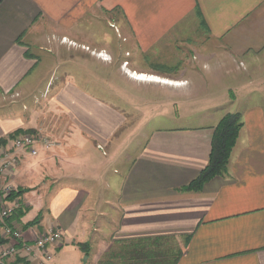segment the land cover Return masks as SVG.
Segmentation results:
<instances>
[{
  "label": "crops",
  "instance_id": "0c3cea01",
  "mask_svg": "<svg viewBox=\"0 0 264 264\" xmlns=\"http://www.w3.org/2000/svg\"><path fill=\"white\" fill-rule=\"evenodd\" d=\"M124 86L224 99L193 127H152L111 176L137 123ZM234 113L226 175L180 192ZM36 131L50 146L17 151L4 178L24 192L10 221L27 240L62 234L46 264H150L170 238L176 264H264V0H0L1 147Z\"/></svg>",
  "mask_w": 264,
  "mask_h": 264
},
{
  "label": "rangeland",
  "instance_id": "374dc122",
  "mask_svg": "<svg viewBox=\"0 0 264 264\" xmlns=\"http://www.w3.org/2000/svg\"><path fill=\"white\" fill-rule=\"evenodd\" d=\"M101 59H106V57L101 55ZM171 70V68H166V71L168 72ZM123 72L128 78H132L133 73L128 74L125 67ZM163 77V79H165L166 77L180 76H178V74L171 76L170 74L169 76L167 75ZM181 77L189 79L188 74ZM122 89L126 91L128 95V102L123 101L122 103L120 101L122 103L121 107L133 116L134 121L137 123L132 124L134 129L132 132H129V136L127 135V137H125L123 145L117 150L118 156L113 162L115 166L112 165L111 168H109L111 176H113L112 173L114 170H116L117 173L124 170L128 164V162L125 161L126 158L134 159L136 157L140 144L143 142L144 135L146 136L152 127H193L200 124L201 121L204 120L205 115L208 114V110H211L212 107H208L210 100L216 98L215 100L219 99L222 101L224 99V95L221 92H216L213 96L214 98H212L210 92L208 93L190 89L183 92H180L181 90H173L169 87H165V92H163L152 86H124ZM177 92H179L180 95H174ZM178 96H180V98H178ZM141 99L143 101H141ZM171 99L175 101L176 105L172 103L173 101ZM219 104L222 105L224 103L219 102ZM160 115L164 116L162 117L164 118L163 122L162 120L156 119L157 116ZM144 118L146 119L145 121ZM99 148L102 149L101 147ZM23 193L24 192L20 194ZM183 244V239H181L180 242H178L175 238L164 239L158 242L156 245L157 248L155 249L160 251V253L161 251H171L174 254L182 248Z\"/></svg>",
  "mask_w": 264,
  "mask_h": 264
},
{
  "label": "built area",
  "instance_id": "2783aa9c",
  "mask_svg": "<svg viewBox=\"0 0 264 264\" xmlns=\"http://www.w3.org/2000/svg\"><path fill=\"white\" fill-rule=\"evenodd\" d=\"M9 141L10 148L0 146V264H46L52 258L50 249L62 242V234L57 230L43 231L33 233L27 240L23 230L10 221L19 208V200L14 196L16 189L4 177L17 166V151L36 156L38 144L50 143L38 131Z\"/></svg>",
  "mask_w": 264,
  "mask_h": 264
},
{
  "label": "trees",
  "instance_id": "16d2710c",
  "mask_svg": "<svg viewBox=\"0 0 264 264\" xmlns=\"http://www.w3.org/2000/svg\"><path fill=\"white\" fill-rule=\"evenodd\" d=\"M164 69V68H162ZM166 70V69H165ZM242 127L241 116L238 113L225 114L212 128L210 152L206 166L199 172L198 176L187 186L181 188L180 192H198L211 179L223 177L227 173L230 155L236 143L238 133ZM16 132L8 137L9 140L18 136ZM5 145V140H0V146ZM21 192L16 193L17 196ZM22 215L18 213V217ZM176 259V258H175ZM176 260L167 259L166 253H160L150 258V264H176Z\"/></svg>",
  "mask_w": 264,
  "mask_h": 264
}]
</instances>
